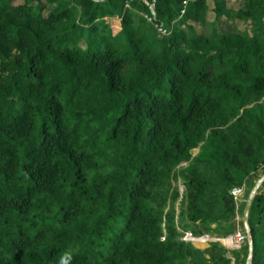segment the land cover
<instances>
[{"label":"trees","instance_id":"obj_1","mask_svg":"<svg viewBox=\"0 0 264 264\" xmlns=\"http://www.w3.org/2000/svg\"><path fill=\"white\" fill-rule=\"evenodd\" d=\"M240 1L0 0V264H233L184 237L244 235L264 175V0ZM248 224L264 264V183Z\"/></svg>","mask_w":264,"mask_h":264},{"label":"rangeland","instance_id":"obj_2","mask_svg":"<svg viewBox=\"0 0 264 264\" xmlns=\"http://www.w3.org/2000/svg\"><path fill=\"white\" fill-rule=\"evenodd\" d=\"M213 1L214 0H209V7L210 9L212 10L213 9ZM230 3H231V6L235 9H238L241 7V1L240 0H230ZM208 19L209 21H214V15L212 12L209 13L208 15ZM115 23V22H113ZM116 25V28L118 29V23L116 22L115 23ZM233 26H235L234 28H238L239 30H244L246 27L245 25L241 24V23H238V22H234V23H231L230 24H222V29L223 31H228L229 29L233 28ZM198 30V32H200L201 28L199 26H197L196 28ZM198 153V150L194 151V154H197ZM185 165H183L184 167ZM258 182V181H257ZM256 182V183H257ZM177 187L179 188V191L181 194H183L184 192V186H183V182L182 181H179L177 183ZM250 194V193H249ZM249 196V195H248ZM248 199V198H247ZM244 201V197H243V200ZM247 200H245V203H246ZM179 207L177 206V209ZM238 221H241L243 222V216L238 218ZM244 235H242L243 237ZM233 237V236H232ZM188 242L192 243V245L201 250V251H204L206 249H208L210 247L211 244L213 243H220L223 247H225V249L228 251V257L231 258L232 260V263L235 264L234 262V259L232 258V254L231 252L232 251H238L243 243L242 239H240L241 241L237 244H234L233 241L232 243L229 241V237L225 238V237H222V235L220 233H214V234H210L208 236H205V237H201V238H190V237H186L185 238Z\"/></svg>","mask_w":264,"mask_h":264},{"label":"built area","instance_id":"obj_3","mask_svg":"<svg viewBox=\"0 0 264 264\" xmlns=\"http://www.w3.org/2000/svg\"><path fill=\"white\" fill-rule=\"evenodd\" d=\"M140 2H142L143 5H145L149 11V17H147V20L150 22V23H155V19H156V2L157 0H139ZM186 5V3H185ZM128 6V5H127ZM182 14H184V12H182ZM155 27L157 28L158 32L160 33L161 36H167L168 34H170V32L163 28L162 26H158L155 24ZM231 195L234 197L236 203H237V207L238 205L242 202L243 200V197L245 195V190H244V187L242 188H237V189H234L232 192H231ZM186 237H190V238H193L195 239L191 233H186L185 234V237H184V240L187 241L185 238ZM242 239V234L239 232L237 233V235L233 236V237H230L229 238V241L234 244H238Z\"/></svg>","mask_w":264,"mask_h":264},{"label":"water","instance_id":"obj_4","mask_svg":"<svg viewBox=\"0 0 264 264\" xmlns=\"http://www.w3.org/2000/svg\"><path fill=\"white\" fill-rule=\"evenodd\" d=\"M264 183V175L259 179V181L255 184L254 188L250 192L248 199L246 201V206L244 209V214H243V227H244V236L242 237V241H247L248 246H249V254L247 258L246 264H252V256H253V237L249 228L248 224V218H249V213L251 209V205L256 197V195L259 192V189Z\"/></svg>","mask_w":264,"mask_h":264},{"label":"clouds","instance_id":"obj_5","mask_svg":"<svg viewBox=\"0 0 264 264\" xmlns=\"http://www.w3.org/2000/svg\"><path fill=\"white\" fill-rule=\"evenodd\" d=\"M70 255L65 253V255L61 256L59 264H69Z\"/></svg>","mask_w":264,"mask_h":264},{"label":"crops","instance_id":"obj_6","mask_svg":"<svg viewBox=\"0 0 264 264\" xmlns=\"http://www.w3.org/2000/svg\"><path fill=\"white\" fill-rule=\"evenodd\" d=\"M232 237V236H231ZM230 238V237H229Z\"/></svg>","mask_w":264,"mask_h":264}]
</instances>
